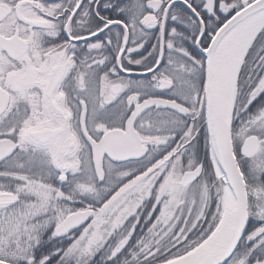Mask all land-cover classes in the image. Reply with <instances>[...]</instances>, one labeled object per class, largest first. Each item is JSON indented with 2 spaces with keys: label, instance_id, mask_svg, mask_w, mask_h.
Instances as JSON below:
<instances>
[{
  "label": "flooded vegetation",
  "instance_id": "1",
  "mask_svg": "<svg viewBox=\"0 0 264 264\" xmlns=\"http://www.w3.org/2000/svg\"><path fill=\"white\" fill-rule=\"evenodd\" d=\"M254 1L216 0L212 17L204 11L205 0H0V142L16 146L15 151L0 160V224L9 221L16 210L24 213L32 207L37 212L33 226L42 233L35 241L37 245L48 247L53 240H60V250L42 263L55 256H60V263L82 260L70 251L74 239L99 217L107 198L116 196L118 190L154 166V161L148 162L152 146L146 141L154 136L152 117L167 113L190 121L188 115L192 111L174 95L182 73L199 82L202 89L194 99L199 102L198 110L204 105L205 60L196 50L201 36L199 20L204 26L199 47L205 51L220 27ZM258 42L262 45L254 51ZM261 58L264 29L248 50L238 76V111L236 116L233 113L232 123L239 166L242 159L247 160L240 169L246 183L249 218L240 245L250 248V256L256 250L264 252V234L253 243H246L264 226V201L257 198L255 202V184L248 183L256 168L254 159L264 149V117L260 119L264 110V64H258ZM190 59L203 65L197 67ZM195 71H202V78L192 75ZM148 100L175 102L188 113L180 115L153 107L141 111L133 125L142 141L141 158L114 163L104 156V179L99 181L86 137L98 143L109 131H125L136 107ZM236 117L245 132L261 122L244 137L233 132ZM249 136L259 139V153L252 159L240 155V147ZM171 151L176 153L175 159L183 160L180 168L189 165L186 159H191L192 151L186 157L180 137L176 143L171 141L165 154ZM74 159L78 161L76 173L68 174V163ZM259 165L257 187L264 191V161ZM107 166L110 170L124 168L130 176L104 198ZM91 182L98 191L89 198L81 196L74 187ZM150 199L141 205L143 212L138 209L130 218L133 224L97 227L101 241L116 246L120 239L121 244L109 252L103 247L102 253L91 256L90 264H167L187 254H181L186 248V226L153 224L157 212L153 213ZM62 208H68L67 215L57 222ZM87 210L95 212L90 223L64 238L55 236L65 218ZM150 212L147 221L146 213ZM18 217V228L23 231L24 223ZM259 217L262 221L257 220ZM35 228L31 227L37 232Z\"/></svg>",
  "mask_w": 264,
  "mask_h": 264
},
{
  "label": "rangeland",
  "instance_id": "2",
  "mask_svg": "<svg viewBox=\"0 0 264 264\" xmlns=\"http://www.w3.org/2000/svg\"><path fill=\"white\" fill-rule=\"evenodd\" d=\"M261 43H256L253 50L256 51L258 48H260V46L262 45ZM190 61H193L194 65L197 67L203 65L200 61L197 60L190 59ZM258 64H264V58L259 59ZM241 69L239 71V75ZM200 72L201 75L199 74ZM192 73V75H196L197 77L202 78V71H195ZM181 77V79L179 78L177 81L175 80L176 91L174 89V95L180 98V100H182V102L186 104L192 111L188 115V120L190 121H181V119L178 120V118H175L174 115H170L167 113H162L152 117L153 122L151 128L154 136L152 139H147L146 141L152 146V153L150 152L151 158L148 159L150 160L148 162L154 161V166H152L153 168H150L148 170L147 174L142 175V177L135 178L120 190H118L119 184H124L127 180V175L130 176V174L126 173L124 168H117L118 170H116V168L110 170L109 166H107V169L105 168L108 175L106 177V182L104 183V193H106L104 198L108 196V193L112 192L113 190H118V192L113 198L110 199L109 197L105 200L106 204L98 213L99 217L95 218L91 222V224L86 229L82 230V232H80L76 239H74V245L70 251H75L76 254L74 256L80 255V257H83L82 260L73 263L70 259H67L65 262H61L60 264H90L91 256L94 257L96 254L102 253L103 247H107L108 252L109 250H115L121 244V240L119 239L118 243L115 244L117 247L111 245V243L109 244L107 240L101 241L100 234H98L97 232V227L99 225L121 226L124 224H133L130 218L135 215L138 209L143 212L140 207L144 203V201L149 200L150 198H153V200L150 199L153 213L157 212L155 214V217L157 216V219L155 220V222L152 221L153 224L165 226L167 224H170V220H172V218H175V224H178V221L182 223L185 212H189V210L193 209L196 206V203L195 205L193 204V207H191L190 205L191 203L196 202V200L198 203V198L203 199V202L201 204L202 207L198 210V213H195L196 215H192L190 227H194V225H196L197 221L200 220L204 215V209L210 205L212 206V208L215 207L214 220H216V224L214 225V227L216 228L218 224H220L219 222L222 221L229 198L231 197V193L224 183V178L218 168L210 144V140L208 137V127L204 119V105H202L200 110H198V107H200L199 102H196V100L194 99L195 96L200 93L202 88L199 82H195V78H190L187 73H182ZM262 78L263 75L258 78L257 81H260ZM258 85H256L255 87H257ZM239 86L241 88L242 84ZM259 88H261V85L259 86ZM257 92L252 93L251 99L256 95ZM237 111L238 110L235 108V116L237 114ZM262 117H264V110L262 111V114L260 116L261 120ZM260 122L261 121H258L257 123L259 124ZM255 125L253 124V128L249 127L246 132L243 131L242 128H240L238 135L242 136L243 134L244 137L247 136L249 132L254 130ZM91 127L93 126L91 125ZM103 128L104 129L102 130H107L106 127ZM177 135L185 143L186 157L189 155V152H191L190 149L194 148L193 150L197 153L196 158L193 153H190L191 159H186L187 164H189L186 168H180V165H182L181 162H183V160L179 158L175 159L177 156L176 153H174L175 150L173 152L171 151L170 153L165 154V149L171 145V141L174 140V142L176 143V138H178ZM239 139L241 140V138ZM198 159H201L202 163H205L204 170L208 168L207 171H204L201 179L198 182L194 183L190 188H181L178 184L183 171L186 172L193 170L198 164ZM254 160L256 168L252 173V176L250 175L248 177V183L251 185L255 184L254 189L257 190V197H255L254 199L255 202L257 201V198H259L260 202H262L264 201V191L259 186L257 187V181L259 177L258 172L261 169L259 163L264 161V149ZM76 162L78 163V161L74 159L68 163V174H71V172L72 174L76 173ZM183 165L185 166L184 163ZM150 166L151 164L149 165V167ZM74 187L76 188V191L85 198L91 197L93 193L98 191V189H95L96 187L93 186L92 182L90 185L81 184L76 186L75 184ZM152 194H154L155 196L152 197ZM200 194H202L203 196H200ZM0 202L2 201L0 200ZM184 203L190 206L186 210L184 207ZM60 211L62 213L58 214L57 222H61L67 215L68 208H62V210ZM137 214L139 215L142 213L138 212ZM146 214L148 215V218H145L147 219V221H149V219L151 218V212L149 214ZM18 215L24 223V230L22 232L25 236V243L28 245L31 240H38V238L41 237L42 233L38 232L35 226H33V224H35L34 219L37 216V212L32 207H30V209H27L24 213L19 212V210H16L14 213H12L9 217H12V221L17 228L20 224ZM4 216L6 215H2L1 217ZM254 219L256 218L254 217ZM257 220L262 221V218L259 217ZM26 221V224L29 226H25ZM0 226L4 230H11L8 221H4V223L0 224ZM31 227L35 228L37 232L31 229ZM213 233L214 230L210 232L208 237L203 240V243H200L197 248L199 249V246L201 247L207 240H209ZM198 249H195L194 252H196ZM71 256L73 260L74 256ZM85 256H87L86 259L84 258ZM233 264H246V261L237 258L233 262ZM256 264H264V261Z\"/></svg>",
  "mask_w": 264,
  "mask_h": 264
},
{
  "label": "water",
  "instance_id": "3",
  "mask_svg": "<svg viewBox=\"0 0 264 264\" xmlns=\"http://www.w3.org/2000/svg\"><path fill=\"white\" fill-rule=\"evenodd\" d=\"M215 3L216 0H205L204 11L209 13L212 17ZM263 12L264 0H256L244 7L220 27L208 49L205 51L201 50L199 47L200 40L204 35V26L199 20L201 36L196 43V50L198 55L205 60L204 107L205 120L208 127V137L218 168L224 178V183L228 187L233 198L234 208L231 219L220 240L214 246L212 245L202 257L191 264H228L239 247L247 230L249 218L248 195L246 183L234 152L232 123L238 74L250 46L247 48L238 69H236V71L234 70L235 72L233 71V61H230L235 53L233 48L230 50L232 54L228 57L229 59L227 58V65H229L228 72L230 73L231 78L229 82L233 83L235 79L232 97L230 95V89H227L226 81L220 76L219 57L228 44H238L240 37L254 28L256 18ZM262 28L263 26L261 29ZM150 107L159 110L175 111L180 115L188 113V110L185 107L180 106L175 102L148 100L142 105L136 107L134 113L126 123L125 131H109L98 143H95L90 137H86L90 144L95 173L99 181H103L104 179L102 169V160L104 156L108 157V159L114 163H123L141 158L143 150L142 141L135 132L133 125L141 111ZM15 149L16 146L13 144L10 145V143L7 142H0V160L15 151ZM259 150V139L256 136H249L244 140L240 147V155L246 159H252L259 153ZM202 174L203 165L200 164L194 170L184 172L179 185L183 189H187L189 186L197 182ZM94 216L95 212L92 210L69 215L55 230V236L57 238H64L74 233L84 225L90 223ZM263 234L264 226L249 236L246 239V243L248 245L253 243ZM181 259H184V257ZM179 260L180 259L167 264H173ZM0 264L10 263L0 260Z\"/></svg>",
  "mask_w": 264,
  "mask_h": 264
},
{
  "label": "trees",
  "instance_id": "4",
  "mask_svg": "<svg viewBox=\"0 0 264 264\" xmlns=\"http://www.w3.org/2000/svg\"><path fill=\"white\" fill-rule=\"evenodd\" d=\"M218 26L219 25H217V27ZM239 130L240 127L238 126V119L236 117L233 125V132L239 133ZM193 149L190 150L192 151ZM191 153H193L196 158L197 153L194 150ZM243 162H247V160L242 159L240 166L242 165ZM197 163L198 164L202 163V160L198 159ZM207 169L204 171H207ZM200 196L203 195L200 194ZM198 199H199L198 203L196 200V202H193L190 205L191 207H193V204L195 205L196 203V206L193 209L189 210V212L187 213L185 212V215L183 216V220H182L183 222L180 223V221H178L179 222L178 224L180 226L181 225L186 226L185 228L186 248L181 254H186L189 251L193 250L195 247H197L200 243H202L203 240H205L208 237L210 232H212L215 228L214 227V225L216 224V220H214L215 207L212 208L211 205L207 206L204 209V213H203L204 215L200 220L197 221L196 225H194V227H190V223L192 221L191 220L192 215H196L195 213H198V210L201 209L202 207L201 204L203 202V199L202 198H198ZM190 206L184 203L185 210ZM174 222L176 223V220L175 218H172V220H170V224H175ZM151 223L152 222L150 223L147 222V224H151ZM8 224L10 225L11 230L9 229L4 230L0 226V260L1 261L10 264H60L59 262L60 256H55L54 258L48 260L47 262L42 263L43 259L50 258L49 256L54 255L56 251L60 250L61 248L59 244L60 240H53L52 244H50V246L48 247L39 246L34 240H31L27 245L25 243V236L23 232L19 230L16 227V225H14L12 221V217H9ZM250 253H251L250 248H248L247 246H245V244L242 243L238 248L237 252L235 253V255L233 256L232 260L228 264H233V262L237 258L246 261V264H256L264 261V252L259 253V251L256 250V252L253 253L251 256L249 255Z\"/></svg>",
  "mask_w": 264,
  "mask_h": 264
},
{
  "label": "bare ground",
  "instance_id": "5",
  "mask_svg": "<svg viewBox=\"0 0 264 264\" xmlns=\"http://www.w3.org/2000/svg\"><path fill=\"white\" fill-rule=\"evenodd\" d=\"M262 26H264V12L256 18L255 23H254V28L240 37V39L238 40V44H236L238 48L236 47V45H234V43H230L227 45V47L224 48V51H222V53L219 57V65H220L219 66V70H220L219 72H221L220 76H221V78L223 77V79L226 81L227 89L228 88L230 89L231 97L233 94L235 79H234L233 83L229 82V80H231V78H230V73L228 72L229 71V65H227V63H228V59H229L228 57L230 56V54H232V52H230V50L233 48L235 51L233 58L231 59V57H230V59H231L230 61L231 62L233 61V64H234L233 71L234 70L236 71V69H238V67H239V65L243 59V56H244L247 48L249 47L250 43L252 42L255 35L261 29ZM231 69H232V67H231ZM233 208H234V201H233V198L231 196L229 198L226 210L224 212L223 219L220 222V224L218 225L215 232L210 237V239L207 240L196 252L188 255L184 259L177 261L173 264H191V263L195 262L196 260H198L200 257H202V255L205 254V252L207 250H209L212 245L214 246L220 240L222 235L224 234L226 227H227V225L231 219V216L233 213Z\"/></svg>",
  "mask_w": 264,
  "mask_h": 264
}]
</instances>
